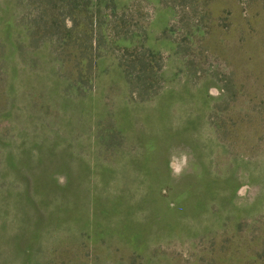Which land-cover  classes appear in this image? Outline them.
Listing matches in <instances>:
<instances>
[{
	"label": "rangeland",
	"instance_id": "1",
	"mask_svg": "<svg viewBox=\"0 0 264 264\" xmlns=\"http://www.w3.org/2000/svg\"><path fill=\"white\" fill-rule=\"evenodd\" d=\"M116 2L88 59L0 0V174L69 191L86 264H264V0Z\"/></svg>",
	"mask_w": 264,
	"mask_h": 264
},
{
	"label": "trees",
	"instance_id": "2",
	"mask_svg": "<svg viewBox=\"0 0 264 264\" xmlns=\"http://www.w3.org/2000/svg\"><path fill=\"white\" fill-rule=\"evenodd\" d=\"M28 3L35 11L34 24L45 27L44 35L59 47L56 46L61 57L64 39L72 41L81 37L82 32L75 27L78 24L77 11L84 12L83 36L88 44L82 48L77 44L72 47L81 53L83 51L89 59L93 56L89 41H93L95 24L107 10H118L116 0H28ZM70 20L74 24L68 26ZM131 49L124 47L121 59L135 77L136 91L145 90L147 82L143 78L149 64L145 60L147 57L144 52L138 55V51L134 53ZM143 49L147 48L143 46ZM4 156L6 158L7 154ZM9 170L4 175L0 174V186L3 187L0 189V264H71V248L77 249L73 254L78 256L72 264H79V259L81 264H86L85 251H78L81 242L79 233L75 230L71 233L69 221L74 212L79 214V207L74 208L72 213V208L63 206L69 202V191L64 187H55L26 195L17 185L15 169ZM12 175L16 184H6V178ZM45 193L52 195L46 196ZM75 202L80 205L79 197ZM65 256H68L67 260ZM149 261L153 264V258Z\"/></svg>",
	"mask_w": 264,
	"mask_h": 264
},
{
	"label": "crops",
	"instance_id": "3",
	"mask_svg": "<svg viewBox=\"0 0 264 264\" xmlns=\"http://www.w3.org/2000/svg\"><path fill=\"white\" fill-rule=\"evenodd\" d=\"M3 187L2 186H0V189H2Z\"/></svg>",
	"mask_w": 264,
	"mask_h": 264
}]
</instances>
